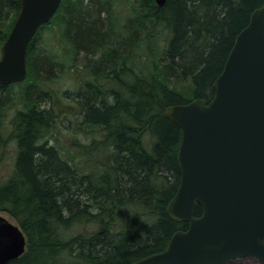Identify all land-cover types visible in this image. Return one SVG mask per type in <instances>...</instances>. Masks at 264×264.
<instances>
[{
  "label": "trees",
  "instance_id": "trees-1",
  "mask_svg": "<svg viewBox=\"0 0 264 264\" xmlns=\"http://www.w3.org/2000/svg\"><path fill=\"white\" fill-rule=\"evenodd\" d=\"M263 6L62 1L29 45L25 81L0 85V212L27 238L9 264H135L187 230L168 213L182 131L163 110L212 100L237 36ZM20 10L0 0V50ZM67 80L76 91L61 92Z\"/></svg>",
  "mask_w": 264,
  "mask_h": 264
},
{
  "label": "water",
  "instance_id": "water-1",
  "mask_svg": "<svg viewBox=\"0 0 264 264\" xmlns=\"http://www.w3.org/2000/svg\"><path fill=\"white\" fill-rule=\"evenodd\" d=\"M21 10L0 52V85L28 75V47L62 0H19ZM163 8L167 0H155ZM214 97L168 106L182 131L181 181L169 216L188 223L167 249L135 264H226L246 257L264 263V6L237 36ZM200 206L202 214L196 216ZM26 235L0 213V264L21 257Z\"/></svg>",
  "mask_w": 264,
  "mask_h": 264
},
{
  "label": "rangeland",
  "instance_id": "rangeland-1",
  "mask_svg": "<svg viewBox=\"0 0 264 264\" xmlns=\"http://www.w3.org/2000/svg\"><path fill=\"white\" fill-rule=\"evenodd\" d=\"M39 41H40V39H39ZM58 88L61 89V92L66 91V90H69L70 92L76 91L75 85L73 83H71L69 80H67V82L62 81L60 83V85H58ZM17 89H18L17 87L14 88V90H16V91H17ZM1 214L8 217L10 220L14 221L9 215H7L3 212ZM226 264H263V263L258 261L257 259H255L253 257H246V258H242V259H234V260H232Z\"/></svg>",
  "mask_w": 264,
  "mask_h": 264
},
{
  "label": "bare ground",
  "instance_id": "bare-ground-1",
  "mask_svg": "<svg viewBox=\"0 0 264 264\" xmlns=\"http://www.w3.org/2000/svg\"><path fill=\"white\" fill-rule=\"evenodd\" d=\"M63 1V0H62ZM155 1V0H154ZM156 3V2H155ZM157 5V4H156ZM61 6V5H60ZM158 6V5H157ZM60 8V7H59ZM12 30V29H11ZM11 32V31H10ZM10 35V34H9ZM36 36V35H35ZM9 37V36H8ZM8 39V38H7ZM34 39V38H33ZM32 39V40H33ZM7 41V40H6ZM31 43V42H30ZM5 44V43H4ZM30 45V44H29ZM29 48V47H28ZM0 52H1V50H0ZM22 84V83H21ZM11 85H18V84H11ZM8 86H10V85H8ZM187 104V103H186ZM177 105H183V104H177ZM171 106H173V105H171ZM166 108V107H165ZM164 108V109H165ZM163 114H164V110H163ZM165 116V115H164ZM14 222V221H13ZM17 224V223H16ZM27 239V238H26ZM165 251V250H164Z\"/></svg>",
  "mask_w": 264,
  "mask_h": 264
}]
</instances>
